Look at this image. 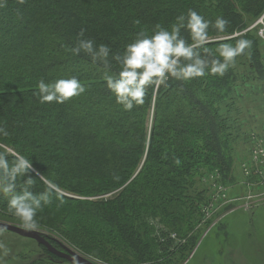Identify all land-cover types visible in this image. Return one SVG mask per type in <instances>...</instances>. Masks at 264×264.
Here are the masks:
<instances>
[{
    "label": "trees",
    "instance_id": "trees-1",
    "mask_svg": "<svg viewBox=\"0 0 264 264\" xmlns=\"http://www.w3.org/2000/svg\"><path fill=\"white\" fill-rule=\"evenodd\" d=\"M189 9L210 22L218 16L227 20L224 33L210 24L208 47L244 38L251 48L223 76L149 85L143 104L131 110L116 102L103 79L105 73L117 74L119 65L113 61L106 68L83 52L69 51L83 29L84 39L122 54L137 33L150 35L156 24L169 28ZM263 15L264 0H4L0 124L8 136H0V150L30 156L32 169L22 180L45 173L59 184V198L53 196L38 213L62 212L64 227L74 225L89 235L97 228L105 236L97 240L100 245L137 254L139 261L157 252L147 216L188 229L194 179L214 168L228 170L231 116L241 114L236 101L248 90L246 79L263 73L256 26L249 28ZM181 35L189 39L186 29ZM68 76L80 79L86 91L64 103H41L38 82ZM43 190L37 180L32 191ZM0 214L12 215L3 194Z\"/></svg>",
    "mask_w": 264,
    "mask_h": 264
},
{
    "label": "rangeland",
    "instance_id": "rangeland-1",
    "mask_svg": "<svg viewBox=\"0 0 264 264\" xmlns=\"http://www.w3.org/2000/svg\"><path fill=\"white\" fill-rule=\"evenodd\" d=\"M258 20L249 28L256 26L263 73L246 79L248 90L236 101L241 114L231 116L228 170L214 168L194 179V188L188 193L193 202L188 229L178 230L183 225H166L159 216H147L145 224L157 252L144 261L137 254L104 248L97 240L105 236L97 228L89 235L74 225L64 227L62 212L37 213L36 230L57 249L63 251L62 243L98 264H264V34H260L264 22ZM0 221L25 227L14 215L0 214ZM113 255L130 257V261H116ZM54 257L33 239L0 231V264H70Z\"/></svg>",
    "mask_w": 264,
    "mask_h": 264
},
{
    "label": "clouds",
    "instance_id": "clouds-1",
    "mask_svg": "<svg viewBox=\"0 0 264 264\" xmlns=\"http://www.w3.org/2000/svg\"><path fill=\"white\" fill-rule=\"evenodd\" d=\"M3 3L4 0H0V6ZM19 3H25V0H19ZM227 23L222 16L210 22L197 11L189 9L186 16H176L175 23L169 28L156 24L150 35L144 31L137 33L135 39L125 45L122 54H112L110 46L105 43L96 45L92 39H84L83 29L69 51L73 55L83 52L94 63L99 62L106 68L113 61L119 65L117 74L105 73L103 79L116 102L125 110H131L143 104L149 85L167 87L169 79L190 81L207 75L223 76L234 66L236 57L246 54V49H250L252 44L250 40L241 38L234 45L223 43L215 49L208 47L211 42L210 24L217 33H224ZM182 29L188 31L189 39L181 35ZM85 91L80 79L68 76L49 82L41 79L35 94L41 103L59 104ZM0 136H8L2 124ZM31 169L30 156L19 151L9 153L0 150V194L7 197V208L12 215L25 227L36 229L37 213L52 201L53 196L59 198L60 186L45 173L38 174L35 179L27 176L22 180ZM37 180L44 185V190L33 192Z\"/></svg>",
    "mask_w": 264,
    "mask_h": 264
},
{
    "label": "water",
    "instance_id": "water-1",
    "mask_svg": "<svg viewBox=\"0 0 264 264\" xmlns=\"http://www.w3.org/2000/svg\"><path fill=\"white\" fill-rule=\"evenodd\" d=\"M264 16V15H263ZM262 16V17H263ZM261 17V18H262ZM0 230H7L13 232L21 237L33 239L39 245L45 247V249L54 256L60 257L70 264H98L90 259L82 256L80 253L68 248L64 244H60L61 250L54 247L48 239H46V235L36 229H30L21 227L15 224L7 223L4 221H0Z\"/></svg>",
    "mask_w": 264,
    "mask_h": 264
},
{
    "label": "built area",
    "instance_id": "built-area-1",
    "mask_svg": "<svg viewBox=\"0 0 264 264\" xmlns=\"http://www.w3.org/2000/svg\"><path fill=\"white\" fill-rule=\"evenodd\" d=\"M260 34L263 35V29L260 30ZM259 152H262V150H259Z\"/></svg>",
    "mask_w": 264,
    "mask_h": 264
},
{
    "label": "flooded vegetation",
    "instance_id": "flooded-vegetation-1",
    "mask_svg": "<svg viewBox=\"0 0 264 264\" xmlns=\"http://www.w3.org/2000/svg\"><path fill=\"white\" fill-rule=\"evenodd\" d=\"M64 261V260H63Z\"/></svg>",
    "mask_w": 264,
    "mask_h": 264
}]
</instances>
